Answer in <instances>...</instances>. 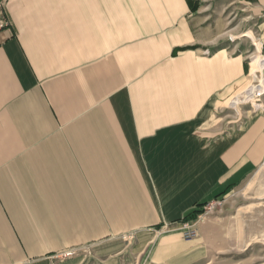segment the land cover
<instances>
[{"label": "crops", "instance_id": "obj_1", "mask_svg": "<svg viewBox=\"0 0 264 264\" xmlns=\"http://www.w3.org/2000/svg\"><path fill=\"white\" fill-rule=\"evenodd\" d=\"M229 6L250 11L264 42V0H227L220 8ZM195 7V0H6L12 25L0 33V264H84L63 253L99 238L101 218L104 232L148 223H132L129 214L140 201L147 206L150 193L156 223L164 216L180 223L195 204L261 165V117L236 132L227 113L245 82L244 47L213 31L212 15ZM242 107L237 117L251 113ZM201 118L203 145L187 137L181 145L155 143ZM201 149L205 192L177 201L171 218L158 197L162 183L178 189L179 175L191 178L185 162ZM164 151L173 153L165 163ZM124 214L129 222L119 227L116 216Z\"/></svg>", "mask_w": 264, "mask_h": 264}, {"label": "rangeland", "instance_id": "obj_2", "mask_svg": "<svg viewBox=\"0 0 264 264\" xmlns=\"http://www.w3.org/2000/svg\"><path fill=\"white\" fill-rule=\"evenodd\" d=\"M225 1L227 0H195L196 7L193 10L199 15L205 12L211 14L212 30L223 32L224 38H227L226 41H233L234 45L242 43L241 47H244L249 63L245 82L242 84L245 86L250 82V73L256 66L255 63L259 59H264V42L258 29L253 31L250 18L246 16L250 11L245 9V12H241V8L233 6H229L228 9L220 8L221 3ZM241 13L244 14L241 15ZM258 42L262 44L260 52L257 47ZM209 54L206 50L204 55ZM242 86L237 88L233 95H236ZM233 95L229 98L227 113L231 114L228 119L239 125L236 132L240 131L241 123L251 119L250 117L259 116L262 119L261 123L264 124V95L258 98L261 105L256 103L255 98L253 102L245 99L247 103L243 102L241 106L252 114L243 112L244 115L239 117L233 108L239 107V103L231 102L232 97L235 96ZM255 107L263 109L257 110ZM205 123L206 120L201 118L189 126L172 129L164 133L163 138L155 143L181 145L179 142L187 137L190 138L189 141L203 145L206 133ZM262 132L264 135V128ZM248 134L250 133L244 131L245 136ZM187 141L188 139L185 142ZM173 152L178 153L176 149ZM148 153L152 156L157 154L154 151ZM164 153L168 155H164L165 163L167 160L170 161L173 153L171 151H164ZM193 156V159H187L185 162V167H190V172L191 169L194 171L191 178L185 176L183 178L179 175L178 189L172 188L173 185L166 181L162 183L164 191L158 197L164 198V203L168 201L167 210L170 211L171 218L176 217L173 214L177 212V208L173 206L177 201L203 195L205 192L204 180L207 177L205 173L207 165L203 150L196 151ZM242 179L245 181L225 184L223 192L211 201L195 204L197 209L203 211L211 203H214L216 207L214 213L202 221L199 236L194 241L185 240L183 232L178 228L184 220L169 225V217L164 216L160 222L156 223L159 216L155 215L156 208L152 207L154 199H150L151 194L148 193V196L143 198L147 199L144 203L148 207L140 201L142 206L131 208V214H129L132 223L140 218L147 220L148 223L136 225L137 227L133 230L104 232L102 228L107 225L103 226V223L108 222L105 216L104 219L101 218L99 238L90 241L87 247L74 251V255L82 257L85 260L84 264H264V161L250 176L245 175ZM148 186L151 185L148 184ZM258 204L260 206L254 207ZM124 215L116 216L117 226L123 227L129 222L128 215ZM67 254L63 253V257L66 258Z\"/></svg>", "mask_w": 264, "mask_h": 264}, {"label": "built area", "instance_id": "obj_3", "mask_svg": "<svg viewBox=\"0 0 264 264\" xmlns=\"http://www.w3.org/2000/svg\"><path fill=\"white\" fill-rule=\"evenodd\" d=\"M11 20L8 17V14L6 13V0H0V33L9 30L11 28ZM1 44V43H0ZM260 94V93H258ZM256 99V103L261 105V101H258V95ZM246 102V101H245ZM239 107H241V103L239 104ZM236 109V107H233ZM238 108V107H237ZM255 109L260 110L263 109L262 107H255ZM216 205L214 203H211L209 207H206L204 211L197 215V218L192 221H184L178 227L183 232V238L187 241H194L199 236L200 226L204 219H207L209 216H211L214 212V208ZM75 254L74 251L69 252L66 256L71 257Z\"/></svg>", "mask_w": 264, "mask_h": 264}, {"label": "bare ground", "instance_id": "obj_4", "mask_svg": "<svg viewBox=\"0 0 264 264\" xmlns=\"http://www.w3.org/2000/svg\"><path fill=\"white\" fill-rule=\"evenodd\" d=\"M259 43V42H258ZM257 43L258 51H261L262 44ZM256 66L252 68L250 73V82L247 85L243 86L234 97H232L231 102L239 103L245 99L254 101L253 98H258L264 95V59H259L256 63ZM260 93V94H258ZM260 204L254 206L258 207Z\"/></svg>", "mask_w": 264, "mask_h": 264}, {"label": "trees", "instance_id": "obj_5", "mask_svg": "<svg viewBox=\"0 0 264 264\" xmlns=\"http://www.w3.org/2000/svg\"><path fill=\"white\" fill-rule=\"evenodd\" d=\"M203 210L201 209H196L194 212L190 213L185 219L184 221H192L195 220L197 218V215H199L200 213H202Z\"/></svg>", "mask_w": 264, "mask_h": 264}]
</instances>
